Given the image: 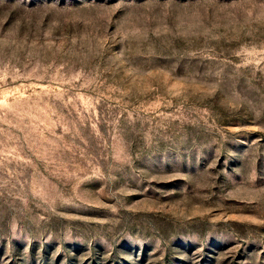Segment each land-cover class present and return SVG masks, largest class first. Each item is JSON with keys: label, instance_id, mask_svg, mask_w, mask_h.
I'll return each instance as SVG.
<instances>
[{"label": "rangeland", "instance_id": "obj_1", "mask_svg": "<svg viewBox=\"0 0 264 264\" xmlns=\"http://www.w3.org/2000/svg\"><path fill=\"white\" fill-rule=\"evenodd\" d=\"M0 264H264V0H0Z\"/></svg>", "mask_w": 264, "mask_h": 264}]
</instances>
